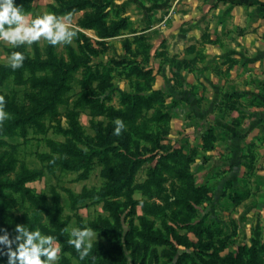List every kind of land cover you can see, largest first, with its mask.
<instances>
[{
    "label": "rangeland",
    "instance_id": "374dc122",
    "mask_svg": "<svg viewBox=\"0 0 264 264\" xmlns=\"http://www.w3.org/2000/svg\"><path fill=\"white\" fill-rule=\"evenodd\" d=\"M73 1L31 0L30 8L24 9L31 14L29 21L49 11L63 16L77 34L70 43L54 45V51L59 58L68 62L70 51L73 50L76 57L87 66L73 73L69 90L56 108L57 114H47L41 119L45 132L29 129L26 136L18 134L1 139L4 144L0 145V156L6 162L12 160L15 169L0 178L13 180L23 168L41 171L42 175L29 182L27 187L37 194H43L48 204L52 203L55 194L59 196L62 208L60 218L65 222L69 234L72 227H78V218L86 227H90L89 224L100 217L108 219L116 230L121 231L122 237L129 238L132 249L125 250L129 257L128 264H174L165 252L173 253L175 248L152 245L146 252L140 232L148 220L155 229L163 232H166L165 221L180 234H187L185 230L179 229L187 216L195 224L205 222V225L219 228L230 249L250 244L254 240L261 252L264 251V164L258 159L255 140L243 138L241 150L233 149L230 147L232 135L226 133V127L229 123L238 125L243 119H239L236 124V121L226 118H198L202 103L196 99L195 78L189 77L197 75L192 66L195 55L188 57L186 48L182 49L179 28L174 33L168 30L164 15L169 13L170 6H153L164 0H90L82 9L66 10L63 7L65 3ZM102 9L105 10L104 27L117 30V35L113 37L102 38L97 30L83 27L84 22ZM66 13H71V16H65ZM163 19L165 24L162 25ZM95 25L99 26L98 23ZM78 32L87 40L80 38ZM48 44L41 37L30 45L25 43V51L31 57L39 52L44 58ZM19 47L0 40V64L9 65V55L12 51H19ZM88 68L93 72L94 80L86 90L91 92L95 100L104 102L109 117L92 116L88 108H77L78 121L84 128V135L88 137L86 148L94 146L91 142L96 143L93 121L116 127L115 120L119 118L125 126L116 135L129 153L134 157L152 156L151 160L141 162L135 169L129 190L114 199L121 210L119 217L105 211L103 204L96 200L88 199L75 205L70 197L72 193L80 194L85 187L100 189L103 186L105 179L101 174L102 166L97 161L89 176L80 179L77 172L59 168L50 171L40 159L41 154L50 153L47 139L64 142L71 138V135L61 130L69 128L67 115L74 110V104L82 94L81 82H84ZM104 74L108 75L107 79L103 77ZM27 89L28 84L17 85L13 75L0 84L1 93L15 97L23 105L28 104ZM149 96L152 97L148 102L139 98L138 111L132 115L127 98ZM5 121L0 122V127ZM232 137L235 140L241 135ZM158 161L165 165H161L160 169L163 189L150 196L138 190L132 191L147 180L149 170ZM121 163L119 160V165ZM126 165L128 167L129 162ZM182 189H190L196 194V199L188 203L190 206L193 204L192 208H181L174 203V191ZM2 192L0 204L7 205V215L17 218L27 228L28 222L33 224V229L38 227L41 230V226L52 228L46 213L10 189H3ZM143 204L149 205L150 211L160 209V217L146 212ZM172 213L180 219L169 216ZM94 233L89 252L97 244L107 245L98 232ZM189 238L197 241L193 234H189ZM173 244L176 245L175 242ZM53 246H59L58 255L61 259L60 244L53 241ZM176 246L178 254L192 252L183 246ZM228 252L229 249L223 251L221 256ZM71 262L80 264L75 258ZM186 264H192V260L188 259Z\"/></svg>",
    "mask_w": 264,
    "mask_h": 264
},
{
    "label": "trees",
    "instance_id": "16d2710c",
    "mask_svg": "<svg viewBox=\"0 0 264 264\" xmlns=\"http://www.w3.org/2000/svg\"><path fill=\"white\" fill-rule=\"evenodd\" d=\"M90 0H74L71 3H65L66 10L82 9ZM31 0H16V3L22 5L23 9L30 8ZM105 10H100L96 15L90 17L84 22L83 27L93 28L98 31L102 38H109L117 35V30H108L104 27ZM98 23L99 26H96ZM119 26V25H117ZM96 27V28H95ZM104 28L101 30V28ZM80 38H87L78 32ZM25 45L21 44L19 51L25 55L23 64L13 69L10 65L0 64V84L3 83L10 75L14 76L17 85H27L26 97L27 105H23L7 94L1 93L5 98L4 109L9 113L8 118L0 127V145L4 144L1 140L3 137H15L20 134L26 136L29 129H35L37 132H45L44 124L41 119L47 115H56V108L63 102L64 94L69 90V81L73 73L81 67H85L73 50L70 51V59L65 62L59 58L55 51L54 45L48 44L45 50V57L36 49L33 57L25 51ZM40 72V73H39ZM43 72V73H41ZM40 74V75H39ZM105 79L108 75L104 74ZM93 72L88 68L85 72L84 82L82 83V94L75 102L74 110L68 113L69 128L61 130L64 134L71 135V138L64 142L46 140V145L50 149V153L41 154L40 159L46 163L47 168L53 171L55 168L79 173L80 179H86L93 166L97 161L102 166L101 174L105 179V183L100 189L83 188L80 194H70L75 205L82 204L88 199H93L103 204V209L110 212L113 216L119 217L121 210L118 202L114 201L120 195H123L133 184L135 169L141 162L151 160L152 156L146 158L134 157L129 153V150L121 139L114 134L115 125L103 126L101 122H92L94 131H96V143L91 142L94 146L88 144V137L84 135V128L78 121L77 108L89 109L92 116H107V107L104 102L95 100L94 96L87 87L93 82ZM155 95V94H153ZM152 96L138 97L129 99L132 115L137 113V106L140 103L139 98L144 102H148ZM114 119L113 116H110ZM83 145L84 147H82ZM119 160L122 162L119 165ZM129 162L128 167H126ZM13 161H4L0 156V177L6 173L13 171ZM124 165V168L122 169ZM162 161H158L149 170L147 180L136 186L132 191L138 190L143 195H152V193L160 192L163 189V180L161 177ZM165 166V165H164ZM41 171H30L23 168L20 173L15 175L13 180L0 178V195L3 189H10L18 193L26 201L30 202L38 210L46 213L52 228L41 226L44 234H51L55 237V242L60 244L62 257L58 264H72L71 259L75 258L80 264H128L129 257L125 250L132 249L129 243V238L122 237L121 231L109 222L108 219L98 218L92 221L89 226L107 243L106 246L97 244L91 252L84 258H81L78 250L74 245L70 244V234L66 231V224L60 218L61 206L60 199L55 194L51 204L47 203V199L43 194H37L34 190L27 187L29 182L35 181L41 176ZM185 176V175H182ZM185 176L184 178H186ZM176 203L181 208H192L190 202L195 200L196 194L190 189H182L174 191ZM200 191L197 194L199 196ZM6 204H0V228L9 232L10 238L15 235V228L20 224L17 218L7 215ZM144 210L153 216L160 217V209L155 211L149 210V205L143 204ZM166 214L164 215V218ZM172 218L180 219L178 215L172 213ZM168 216V217H169ZM143 230L140 232V240L143 243V249L147 252L148 249L154 246H169L174 249L173 253L165 252L170 261L174 264H186L188 259L192 260V264H264V251L258 248V243L254 240L250 244H241L236 248H231L228 241L222 238L223 233L219 228L205 225V222L193 223L191 217L187 216L182 221L179 229L185 230L187 234H180L174 227L168 225L164 221L166 232L160 229H155L152 222L146 220ZM28 229H33V224L28 222ZM78 227L84 228L86 225L78 218ZM0 234H3L1 231ZM189 234H193L197 241L189 238ZM131 241V240H130ZM183 246L192 252H182L178 254L176 245ZM102 246V247H101ZM15 247V245H13ZM229 249L225 256L221 253ZM7 255H0V264H6Z\"/></svg>",
    "mask_w": 264,
    "mask_h": 264
},
{
    "label": "crops",
    "instance_id": "0c3cea01",
    "mask_svg": "<svg viewBox=\"0 0 264 264\" xmlns=\"http://www.w3.org/2000/svg\"><path fill=\"white\" fill-rule=\"evenodd\" d=\"M163 5L170 6L164 15L168 30L174 33L179 28L182 49L186 48L188 57L195 55L192 66L197 75L188 76L195 78L196 99L202 103L198 118H226L236 124L243 119L226 127L227 134L241 135L235 140L231 136L230 147L241 150L243 138L254 139L258 159L264 164V0L153 4Z\"/></svg>",
    "mask_w": 264,
    "mask_h": 264
},
{
    "label": "clouds",
    "instance_id": "9594fccd",
    "mask_svg": "<svg viewBox=\"0 0 264 264\" xmlns=\"http://www.w3.org/2000/svg\"><path fill=\"white\" fill-rule=\"evenodd\" d=\"M30 13L24 11L22 5L15 0H0V40L12 46L32 44L41 37L48 43H70L76 31L65 22L63 16L55 12H44L29 21ZM65 16L70 17L71 13ZM25 55L22 51H12L9 55V65L15 69L23 64ZM5 98L0 95V122L8 118L9 113L4 109ZM114 134L119 135L124 123L121 119L115 120ZM68 231V229H65ZM0 255H7L6 264H56L60 259L59 246H53L55 237L43 234L37 227L29 230L22 224H17L15 235L10 238L9 232L0 229ZM94 230L90 227H72L70 229L69 243L78 250L81 258L88 255L92 247ZM15 245V247H13Z\"/></svg>",
    "mask_w": 264,
    "mask_h": 264
}]
</instances>
